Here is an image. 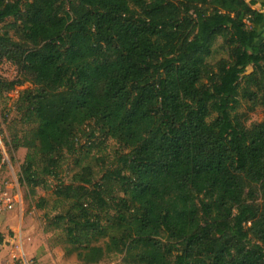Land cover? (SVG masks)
I'll return each mask as SVG.
<instances>
[{
	"label": "trees",
	"instance_id": "obj_1",
	"mask_svg": "<svg viewBox=\"0 0 264 264\" xmlns=\"http://www.w3.org/2000/svg\"><path fill=\"white\" fill-rule=\"evenodd\" d=\"M0 24V60L24 76H0V104L33 84L7 154L27 150L31 194L57 182L66 256L264 264V121L239 113L264 108V0H0ZM87 130L120 144L119 166L96 182L78 160L66 184Z\"/></svg>",
	"mask_w": 264,
	"mask_h": 264
},
{
	"label": "rangeland",
	"instance_id": "obj_2",
	"mask_svg": "<svg viewBox=\"0 0 264 264\" xmlns=\"http://www.w3.org/2000/svg\"><path fill=\"white\" fill-rule=\"evenodd\" d=\"M259 9V6L255 7ZM4 24H0V34L3 31ZM226 54L218 52L213 60H220L225 58ZM252 72V68L248 70V73ZM19 68L11 62L0 60V76L8 80H15L24 78L21 76ZM29 78V77H26ZM33 87L30 81H27L23 86L17 87L13 92L8 95V98L0 104V146L6 148L7 152L10 151L8 142H10L16 134L19 136L24 135L26 127L21 123V114L16 110V100L26 90ZM248 104L242 102L239 109V113L242 115L244 121L248 126L254 123H260L264 121V108H258L253 112L248 111ZM3 118L7 119L6 121ZM87 134L79 137L78 146L79 150L76 154H69L66 156L64 167L62 170L61 178L66 184L72 183L73 175L79 171L77 161L81 160L85 165H91L95 172V181L101 182V179L105 175L107 169L114 170L119 166V159L124 150L117 142L113 140H105L98 137L97 139H91L89 137V130ZM99 136V135H98ZM92 142L95 146L87 152L82 149V146ZM1 150V149H0ZM2 151V150H1ZM27 154L26 149H20L17 153L11 154V161L5 164L0 169V181L8 185V190L13 194L19 195V204L17 207H22L24 216L30 223V232L33 235V241L36 245H40L39 253L37 256L31 258L35 264H84L79 261L76 255H65V244L63 236L59 230H56L50 221L56 212L52 211L53 201L55 200L54 189L57 186V182L53 179H48L49 189L38 188L36 193L31 194L30 190L20 183L21 177V165L25 160ZM1 162V154H0ZM17 180L19 186L13 188L10 182L11 180ZM45 198L47 200L46 210H40L36 208L40 199ZM19 208H17L19 210ZM16 209V210H17ZM21 210V209H20ZM49 246V251H46V246ZM30 259V260H31ZM19 264V263H18ZM100 264H125L123 263V256L115 255L107 258Z\"/></svg>",
	"mask_w": 264,
	"mask_h": 264
},
{
	"label": "crops",
	"instance_id": "obj_3",
	"mask_svg": "<svg viewBox=\"0 0 264 264\" xmlns=\"http://www.w3.org/2000/svg\"><path fill=\"white\" fill-rule=\"evenodd\" d=\"M29 226L22 207L0 217V264H18L22 255L28 259L37 256L40 245L34 243ZM46 251H49L48 245Z\"/></svg>",
	"mask_w": 264,
	"mask_h": 264
},
{
	"label": "built area",
	"instance_id": "obj_4",
	"mask_svg": "<svg viewBox=\"0 0 264 264\" xmlns=\"http://www.w3.org/2000/svg\"><path fill=\"white\" fill-rule=\"evenodd\" d=\"M0 154H1V162H0V169L3 165L10 163L7 150L3 146H0ZM13 188L19 186L17 180L12 179L10 182ZM9 184H5L4 182L0 181V217L6 213L14 212L18 208L17 205L19 204V195H13L8 189ZM18 252H21L20 246L17 247ZM19 264H35L33 259L26 258L25 255L19 258Z\"/></svg>",
	"mask_w": 264,
	"mask_h": 264
}]
</instances>
